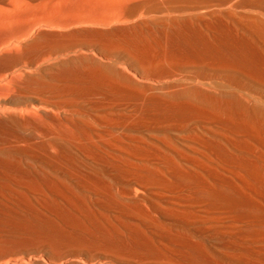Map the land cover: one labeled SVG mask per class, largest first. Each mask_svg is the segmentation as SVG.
I'll return each instance as SVG.
<instances>
[{"label":"bare ground","instance_id":"obj_1","mask_svg":"<svg viewBox=\"0 0 264 264\" xmlns=\"http://www.w3.org/2000/svg\"><path fill=\"white\" fill-rule=\"evenodd\" d=\"M166 11L141 13L142 38L127 46L134 54L98 42L100 53L127 59L135 76L117 64L107 74L106 60L83 57L105 73L93 92L131 98L125 110L115 100L92 104L84 86V109L44 93L39 119L29 93L1 84L0 132L10 137L0 138V158L27 167L0 164L10 180L0 182V264H264V99L253 101L264 88L243 83L250 101L225 88L264 84V19L236 25L204 14L208 21L199 22L196 11ZM111 12L106 19L120 16ZM180 67L204 70L184 80ZM108 81L133 92L103 90ZM74 181L125 186L88 197L50 183ZM156 193L163 204L152 200Z\"/></svg>","mask_w":264,"mask_h":264},{"label":"rangeland","instance_id":"obj_2","mask_svg":"<svg viewBox=\"0 0 264 264\" xmlns=\"http://www.w3.org/2000/svg\"><path fill=\"white\" fill-rule=\"evenodd\" d=\"M120 7H122V9ZM116 10L118 12H116ZM163 10H167V11L176 10L178 12L180 11L190 12L191 11V13L192 11H196L193 13L203 15V16L200 15L201 19L195 20L199 22L205 21V18H206V21H208V18H209V20L217 19V21L224 23V24L247 25L253 21L255 23L254 19H256L258 22H260L261 19H264V15H263L264 14V0L263 1L262 0H259V1L258 0H216V1L214 0L213 1L211 0H0V86L1 87L2 85L3 87L10 86L12 89H14L13 86L20 87L24 91L29 93L33 97L31 102H29L31 103L30 108L32 111V115L35 118H39V119L42 113L40 112L41 106L38 101L40 97L42 96V94L44 93L46 95L45 99L49 101H57V100L65 101V102L71 101L76 104L75 109H79V110L80 108L84 109L86 106H85L83 98L81 97V93H82L84 86H88L89 92L91 91L90 93L92 94V96L90 97L89 102L93 101L91 102L92 104L94 102L96 103V102H107V101L108 103L113 102L114 104H116V102H114L115 100L118 102V104L123 103L124 104L123 106L125 108L124 107H120V108L121 109L123 108L122 110H125L127 108L126 106L131 103L132 101L131 98H129L130 99V103H129L128 98L117 99L115 97H110L109 99L108 98L104 99L100 95H97L98 94L97 92H99V90H102L101 89L102 86L100 87V85H98L97 83H98V77H100L103 72L101 73V71H99L98 64L94 63L95 65H98V66H95L94 64H92V62L86 61L83 57L97 55L95 57L100 62L102 59L103 61L104 60L107 61V62L104 61L105 63L102 62V64L108 66V68L111 67L112 69L113 67L112 65L116 66L117 64L118 68L122 70L123 69L128 70V72L131 73V75L135 76L134 74H136V68L133 65H131L127 59L118 58L115 61L114 60L115 57H113V55L108 54L112 56V57H109L107 54L100 53L99 48H98V42L100 43L102 42L103 44L112 43L111 45L113 46V48H115L118 45L117 46L118 48H115V50H117L116 53H118L119 51H120L119 53H122L123 51L127 49L129 53L131 52V54H134L137 52V50L129 49L127 46H128V43H130L131 41L142 38V37H139V35H137V31H140V28L137 27L136 23L141 18V16H143L142 15L143 13L145 14L151 13L150 15H153L154 13L160 14L161 12H163ZM111 11H114L113 13L115 12L118 13V15L120 16H117V18H112V19L107 18L106 19L105 17L112 14ZM213 13L217 16H215ZM204 14L208 15L209 17L207 16L208 18L207 17L204 18L205 16ZM223 14L226 15L227 17L226 16L224 17ZM249 19H250V22H249ZM230 20H231V23L229 22ZM240 22L242 23L240 24ZM123 25L126 28L123 27ZM133 25H135L136 28ZM119 27H121L120 28L121 31L119 30ZM123 30H125L124 31L125 33L122 32ZM99 36L100 38H96ZM155 36L158 39L159 38L161 39V37L162 38L165 37L164 35H161V34L160 35L158 34ZM110 37H112V39ZM115 40H117V42H115ZM28 56H33L31 63H29L27 60ZM71 58H74V59L71 61L70 60ZM94 66L96 68H94ZM126 67L128 69H126ZM189 69L192 70L191 73H189L190 72ZM200 70L203 71L204 69L199 68V67H190V68L180 67L177 70V72H178L179 77L181 76V78H183L184 80L186 78L188 80V78L192 77L191 75L194 73V71H195L194 74H196L200 72ZM112 71L113 69L110 70L109 68V70L106 71V73L108 72L107 74H110ZM88 73H90L93 76L91 77V75ZM182 73H185L183 74V77H182ZM87 74L90 75V78L92 79H89V80L87 79L86 81V78L88 76ZM104 74L105 73H103V75ZM194 74L193 76H195ZM235 76L239 79L243 78L242 75L237 74ZM65 77H71L72 78L71 83H66L65 81H63ZM26 79H28V81ZM94 80L97 82H95ZM8 82L10 83L8 84ZM110 83L111 84L113 83V84L111 85ZM110 83L108 81V84L104 86L103 90H106V91L111 90V92L112 91L114 92L116 90L115 92L121 93V94H127L126 92L128 93L133 92L132 89L128 85H125V84L118 85L115 82H110ZM237 83L239 85H237ZM243 83H245L247 87L257 88L258 86V88H264V84L262 85L254 84L253 86L251 85V83H246V82H242V83L234 82V83L225 84V88L228 90L238 89L240 92L234 91L237 93V95L241 93L240 97L241 96L246 97L244 99L246 100L249 99L248 101L253 100L255 98L257 99V101L256 100H253V101L256 104H258L259 102L258 99L260 98L264 99L263 98L264 93H255V96H253V99H252V95L254 93H249L251 96L247 94L248 97L247 95H245L246 91L244 92L245 94H243L242 88H244L245 86ZM91 84L94 86H92ZM214 86L218 88L217 85H214ZM110 87L111 89H109ZM69 88L71 90H68ZM93 91L96 92L97 94L94 93ZM256 94L258 95L260 94L259 95L260 97L257 98ZM101 99L102 100L104 99L105 101L104 100L102 101ZM262 99H260L261 101L259 102L260 106L264 105V103L262 102ZM36 106L38 109H36ZM95 127H97V125H95ZM97 128H100V127L98 126ZM171 130L172 128H170V132ZM177 132L178 131L176 130L173 134L179 135L180 133L179 132L177 133ZM4 136L10 137V134L0 132V138ZM89 163H90V166H89ZM0 164H7V165H10L12 168L27 167L26 164L24 163H18L16 161H9L8 158L6 159L0 158ZM85 164H88L86 166L91 169L96 170L100 168L99 166H97V164L89 162V161ZM56 167L63 168L65 166L64 164H61V165H56ZM4 180L10 181L9 179H6L5 177L3 178V176L0 174V182ZM8 183H11V182H8ZM38 183L43 184V183H49V182H38ZM50 183L68 184L69 189H72L76 194L78 193L79 196L86 195L88 197H101L102 195L111 196L112 194H120L125 186V182H116L117 184L115 182H89V183L86 182L89 184V186H87L88 184L83 185V183L80 181L79 182L77 181L76 182L75 181L74 182H50ZM114 186L116 188H114ZM115 189L118 190L120 193L116 191ZM159 194L162 197L160 195H157L156 193L152 195L151 198L152 200L154 198L153 201L162 203L163 198H165V195L163 194L164 195L163 196L161 193ZM156 195H157V198H156ZM53 198H56V197H53ZM147 205H149V208H150V204L147 203L146 206Z\"/></svg>","mask_w":264,"mask_h":264}]
</instances>
